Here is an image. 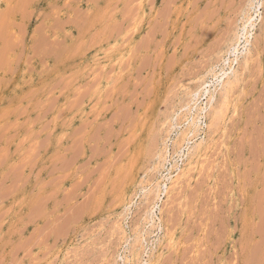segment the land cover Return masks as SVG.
<instances>
[{"label": "rangeland", "instance_id": "obj_1", "mask_svg": "<svg viewBox=\"0 0 264 264\" xmlns=\"http://www.w3.org/2000/svg\"><path fill=\"white\" fill-rule=\"evenodd\" d=\"M22 1L0 0V264H264V0Z\"/></svg>", "mask_w": 264, "mask_h": 264}, {"label": "bare ground", "instance_id": "obj_2", "mask_svg": "<svg viewBox=\"0 0 264 264\" xmlns=\"http://www.w3.org/2000/svg\"><path fill=\"white\" fill-rule=\"evenodd\" d=\"M24 1V0H23ZM22 1V2H23ZM175 2V1H174ZM5 3V2H4ZM6 3H8V2H6ZM5 3V4H6ZM13 3V2H12ZM255 3H258L259 5L258 6H255ZM261 2H258V0H250L249 1V3H247V4H249V6H247V7H250V10H253V9H255L256 7V10L254 11V14L255 15H257V14H259V10H260V6L262 5V4H260ZM4 4V5H5ZM241 6V5H240ZM23 8H25V6H23ZM245 9H246V6H245ZM22 11H23V9H22ZM244 11V10H243ZM246 11V10H245ZM248 12V11H247ZM252 12V11H251ZM9 13V12H8ZM76 13V12H75ZM243 13V12H242ZM241 13V14H242ZM244 13H246V12H244ZM7 14V13H6ZM17 14V13H16ZM18 15V14H17ZM20 15V14H19ZM245 15V14H244ZM243 15V16H244ZM7 16V15H6ZM76 16H78V15H76ZM246 16V15H245ZM244 16V17H245ZM66 17H67V15H66ZM257 16H254V17H246L247 19L245 20L246 21V25H243L244 27H243V30H245L247 27H250V28H253L254 29V24H253V22L255 21V18H256ZM9 18V17H8ZM70 19V18H69ZM66 20V19H65ZM81 20V19H80ZM79 20V21H80ZM242 21L244 20V18L243 19H241ZM9 21V19L7 20V22ZM60 21V20H59ZM68 22V21H67ZM77 22V24H78V21H76ZM65 23V22H64ZM5 24V23H4ZM69 24V23H68ZM9 26V25H8ZM64 26V25H63ZM77 26V25H76ZM55 29V28H54ZM54 29H52V31L54 30ZM240 29V28H239ZM61 30V29H60ZM50 31V30H49ZM55 31V30H54ZM243 32H246L247 33V31H243ZM242 32V34L240 35V34H237L236 35V41H235V45L238 43V41L241 39V36H245L246 35V33L244 34ZM46 33H48V31L46 32ZM119 33V32H118ZM14 34V33H13ZM12 34V35H13ZM45 34V33H44ZM46 35V34H45ZM240 35V36H239ZM250 34L248 33V36H249ZM11 36V35H10ZM51 36V35H50ZM61 36V35H60ZM116 36V35H115ZM243 36V37H244ZM251 36V35H250ZM13 37V36H12ZM53 37V36H52ZM240 37V38H239ZM46 38V37H45ZM51 38V37H50ZM246 38V37H245ZM249 38V37H248ZM42 42V41H41ZM46 42V41H45ZM245 42L247 43V44H250V43H248V41H246L245 40ZM250 42V41H249ZM37 43V42H36ZM49 43V42H48ZM51 43V42H50ZM34 44V43H33ZM53 44V43H52ZM234 44V43H233ZM9 45V44H8ZM3 47V46H2ZM50 47V46H49ZM233 47V55L235 54V52H236V50H237V48H234V45L232 46ZM236 47V46H235ZM249 47H250V45H249ZM39 49V48H38ZM41 49H42V47H41ZM244 49H245V46H244ZM246 50V49H245ZM244 51V50H243ZM9 52V51H8ZM39 52V51H38ZM44 53V52H43ZM238 53V52H237ZM241 53V52H240ZM249 53V52H248ZM247 53V54H248ZM231 54V53H230ZM243 55L244 54H242V56L241 57H243ZM245 56H246V54H245ZM46 57H48V56H46ZM26 58V57H25ZM237 58V57H236ZM235 58V61H237V59ZM245 58V57H244ZM16 60V59H15ZM224 60V59H223ZM234 60V59H233ZM245 60V59H244ZM223 66H227V69H228V71L227 72H225V76L223 77V78H221L218 82L220 83V81H221V83L223 84V87H225V86H227L229 83H230V78H235V75H236V71L237 70H235V69H233L232 68V65H229V59H225L223 62H222V68H220V71H222V72H224L225 70H224V67ZM213 72V71H212ZM221 75V74H220ZM230 75V76H229ZM219 77V76H218ZM217 77V78H218ZM217 78H215V79H217ZM226 78V81H224V79ZM236 80V79H235ZM205 83V82H204ZM206 84V83H205ZM233 84V83H232ZM200 86V85H199ZM202 87V86H201ZM200 87V88H201ZM229 87H231V85L229 86ZM226 89H227V87H226ZM205 91V93L204 94H209L210 92H209V90H207V87H206V85L204 86V87H202L200 90H199V92L200 91ZM229 90V89H228ZM228 92V91H227ZM203 94V93H202ZM198 95H200V94H196V95H194V98L196 97V96H198ZM203 96V95H202ZM197 99V98H196ZM212 100H213V97L211 96L210 97V101L212 102ZM208 104H211V103H208ZM211 106V105H210ZM217 113H219V112H217ZM215 114V113H214ZM213 114V115H214ZM212 115V116H213ZM213 119V118H212ZM215 120V119H214ZM193 124H194V122H193ZM191 130H192V128H191ZM195 130V129H194ZM199 130V129H198ZM197 131V130H196ZM194 132V131H193ZM198 132V131H197ZM195 133V132H194ZM202 142H204V141H202ZM202 142H201V144H202ZM197 146V145H196ZM194 148H196L195 146H193ZM197 147H199V146H197ZM192 148V147H191ZM194 152H195V150H194ZM190 153V152H189ZM190 155H191V153H190ZM189 155V156H190ZM193 155V154H192ZM188 158H191V157H188ZM247 172V171H246ZM247 174V173H246ZM261 192V191H260ZM258 198V197H257ZM255 200H256V197L254 198ZM245 201V200H244ZM254 202V201H253ZM253 207V206H252ZM253 210V209H252ZM246 211V210H245ZM248 212V211H247ZM262 212V211H261ZM250 213V212H249ZM259 214V213H258ZM250 216V215H249ZM261 216V215H260ZM255 217V216H254ZM248 221V220H247ZM250 221V220H249ZM258 225V224H257ZM250 227V226H249ZM249 229V228H248ZM263 229V228H262ZM251 231H252V229H251ZM261 231V230H260ZM234 236V235H233ZM262 237V236H261ZM231 240V239H230ZM229 240V241H230ZM248 242H249V239H248ZM247 242V243H248ZM233 243V242H232ZM243 243V242H242ZM234 246V245H233ZM232 246V247H233ZM261 246V245H260ZM241 248V247H240ZM246 248V247H245ZM245 248H243V250L245 249ZM234 249H235V247H234ZM243 250H241V251H243ZM252 252V251H251ZM233 256V255H232ZM250 262H251V259H250ZM249 262V263H250Z\"/></svg>", "mask_w": 264, "mask_h": 264}]
</instances>
